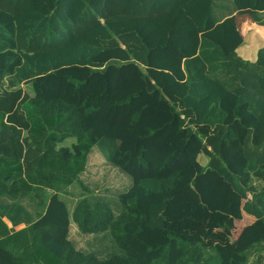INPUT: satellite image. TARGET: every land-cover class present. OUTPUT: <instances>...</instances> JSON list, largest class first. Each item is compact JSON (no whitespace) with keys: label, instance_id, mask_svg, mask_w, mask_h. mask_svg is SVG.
Listing matches in <instances>:
<instances>
[{"label":"trees","instance_id":"trees-1","mask_svg":"<svg viewBox=\"0 0 264 264\" xmlns=\"http://www.w3.org/2000/svg\"><path fill=\"white\" fill-rule=\"evenodd\" d=\"M233 14L264 38V0H0V264H264V46Z\"/></svg>","mask_w":264,"mask_h":264},{"label":"rangeland","instance_id":"rangeland-1","mask_svg":"<svg viewBox=\"0 0 264 264\" xmlns=\"http://www.w3.org/2000/svg\"><path fill=\"white\" fill-rule=\"evenodd\" d=\"M22 89L26 93H31L30 85H22ZM200 162L206 161L204 156H200ZM82 179L88 187L96 193L107 195L113 200H116L118 195L123 192L130 184V180L128 177L120 173L118 170L110 167L105 163L103 158L95 151L90 154L87 163L86 172L82 175ZM169 180L165 182L168 184ZM71 188V192L77 195L79 193V187L77 184H73ZM249 198V197H248ZM74 200L72 199V202ZM72 202H68L70 205ZM69 205V206H70ZM245 228V227H244ZM243 228V229H244ZM73 229V228H72ZM205 231H207V236L216 235L217 240L211 244L206 242L208 237L200 238L201 242L206 246H211L215 243L220 244H229L231 242H236L242 231L240 229H216L213 227H208ZM69 238L74 242L77 249H86V244L84 239H81L77 236L74 230L70 231Z\"/></svg>","mask_w":264,"mask_h":264},{"label":"crops","instance_id":"crops-1","mask_svg":"<svg viewBox=\"0 0 264 264\" xmlns=\"http://www.w3.org/2000/svg\"><path fill=\"white\" fill-rule=\"evenodd\" d=\"M233 15H234V21H235V24L237 26V29H238L240 35L244 39L243 45L238 49L237 52L243 59H246L249 61H254L257 50L259 48H261L262 46H264V38L261 37L255 29L247 30L246 32L241 31L239 25L236 22V18L238 17V15L237 14H233ZM244 15H247V14H244ZM239 16H241V15H239ZM247 16H249V15H247ZM250 20L256 27H260V28L263 27V26H259V25L255 24V22L252 20L251 17H250ZM201 163L203 165H206L207 160L206 161L201 160ZM253 222H255L254 217L246 215L245 213H242V219L235 222L233 229L238 228V229H240V231H242L244 227L251 225ZM21 228H23V225H20L16 229L18 230ZM71 230H74L76 232L75 226L70 225V231ZM78 237H80V236H78Z\"/></svg>","mask_w":264,"mask_h":264},{"label":"built area","instance_id":"built-area-1","mask_svg":"<svg viewBox=\"0 0 264 264\" xmlns=\"http://www.w3.org/2000/svg\"><path fill=\"white\" fill-rule=\"evenodd\" d=\"M248 197H250V196L248 195Z\"/></svg>","mask_w":264,"mask_h":264}]
</instances>
